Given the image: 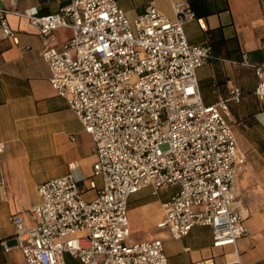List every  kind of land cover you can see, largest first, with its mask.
<instances>
[{
	"label": "built area",
	"instance_id": "built-area-1",
	"mask_svg": "<svg viewBox=\"0 0 264 264\" xmlns=\"http://www.w3.org/2000/svg\"><path fill=\"white\" fill-rule=\"evenodd\" d=\"M173 8L175 19L152 2L130 19L115 0H68L45 14L35 5L14 11L43 38L49 83L91 136L93 175L102 180L91 198L71 173L38 185L29 222L22 213L9 217L24 264H167L161 238L128 241V198L144 186L152 194L177 186L157 223L173 239L194 225L211 227L213 246L248 234L249 210L235 191L245 153L228 106L241 90L202 101L196 69L211 59V46L189 43L183 23L194 13L182 1ZM8 12L0 8V31L15 41ZM61 27L72 33L55 47ZM253 68V92L263 99L264 58ZM6 146L0 142V153Z\"/></svg>",
	"mask_w": 264,
	"mask_h": 264
},
{
	"label": "crops",
	"instance_id": "crops-1",
	"mask_svg": "<svg viewBox=\"0 0 264 264\" xmlns=\"http://www.w3.org/2000/svg\"><path fill=\"white\" fill-rule=\"evenodd\" d=\"M67 1L0 0L16 36L14 41L0 31V142L7 145L0 153V264H24L9 217L22 213L29 222L26 211L39 201L40 183L71 173L87 189L86 198L102 186L101 178L93 175L91 136L49 83L41 57L43 38L27 17L14 12L35 5L40 13H50ZM115 1L130 19L150 2L169 19L176 18L174 3L191 8L189 0ZM193 1L197 16L184 21L186 38L191 44L207 43L212 50L211 59L196 69L202 101L226 99L233 86L241 90L239 101L228 106L237 144L245 153L235 191L249 210L244 222L248 234L235 244L213 246L211 227L194 225L187 235L173 239L157 223L162 203L177 186H162L156 194L144 186L128 198V241L161 238L167 264H264V98L253 92V66L264 58V0ZM71 33L70 27L56 29L50 44L60 47ZM244 55L249 65L243 64ZM146 188L149 194L142 193ZM138 232L146 234L136 238Z\"/></svg>",
	"mask_w": 264,
	"mask_h": 264
},
{
	"label": "rangeland",
	"instance_id": "rangeland-1",
	"mask_svg": "<svg viewBox=\"0 0 264 264\" xmlns=\"http://www.w3.org/2000/svg\"><path fill=\"white\" fill-rule=\"evenodd\" d=\"M142 193L149 194V190L146 188V189L143 190ZM145 234H146V233H144V232H143V233L138 232V233L134 234V236H135L136 238H142Z\"/></svg>",
	"mask_w": 264,
	"mask_h": 264
},
{
	"label": "trees",
	"instance_id": "trees-1",
	"mask_svg": "<svg viewBox=\"0 0 264 264\" xmlns=\"http://www.w3.org/2000/svg\"><path fill=\"white\" fill-rule=\"evenodd\" d=\"M189 1H190V3H189L190 7H191L190 9L193 11L194 15L197 16L196 7H195V4H194L195 1H193V0H189Z\"/></svg>",
	"mask_w": 264,
	"mask_h": 264
}]
</instances>
